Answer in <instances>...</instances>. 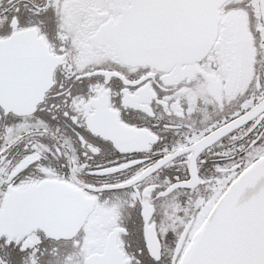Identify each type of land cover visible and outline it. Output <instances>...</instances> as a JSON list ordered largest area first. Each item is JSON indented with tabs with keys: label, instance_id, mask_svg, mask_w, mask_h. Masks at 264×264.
Instances as JSON below:
<instances>
[{
	"label": "snow or ice",
	"instance_id": "1",
	"mask_svg": "<svg viewBox=\"0 0 264 264\" xmlns=\"http://www.w3.org/2000/svg\"><path fill=\"white\" fill-rule=\"evenodd\" d=\"M0 264H264V0H0Z\"/></svg>",
	"mask_w": 264,
	"mask_h": 264
}]
</instances>
